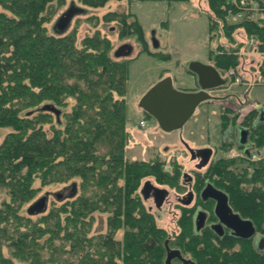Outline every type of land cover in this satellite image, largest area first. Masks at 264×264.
I'll return each mask as SVG.
<instances>
[{"label": "trees", "instance_id": "1", "mask_svg": "<svg viewBox=\"0 0 264 264\" xmlns=\"http://www.w3.org/2000/svg\"><path fill=\"white\" fill-rule=\"evenodd\" d=\"M65 1L0 0V128L12 130L0 145V189L10 197L0 205V264H14L4 255L5 247L28 264H164V231L153 220L134 216L140 206L130 195L147 176L159 181L177 177L163 171L161 161L126 158L128 63L115 60L109 39L98 33L78 46L74 34L49 32L48 24ZM109 1L83 3L97 8ZM207 4L213 16L210 30L219 26L231 40L243 30L260 40L264 52V20L231 25L226 0ZM130 27L144 36L137 21ZM218 49L223 54L211 59L221 74L239 67L241 59L234 54L239 49ZM260 73L264 77V65ZM45 105L60 111V121L42 110ZM256 115L254 110L244 126L251 127L250 143L261 159H221L210 178L264 234V124L254 128ZM222 116V131L237 125V116ZM36 181L71 182L81 191L33 220L21 212L36 196ZM99 213L108 214L107 230L91 236ZM123 223L127 230L120 239L117 230Z\"/></svg>", "mask_w": 264, "mask_h": 264}, {"label": "rangeland", "instance_id": "2", "mask_svg": "<svg viewBox=\"0 0 264 264\" xmlns=\"http://www.w3.org/2000/svg\"><path fill=\"white\" fill-rule=\"evenodd\" d=\"M71 7H74L77 13L66 34H74L78 46L84 39L98 33L109 39L112 57L117 61L128 63L125 98L129 138L125 156L129 162L161 161L165 172L168 167H177L175 164L177 163L188 172L194 167V162L188 155L189 150L202 147L215 149L216 154L213 157L215 162H212L215 164L221 159L230 160L243 156L242 150L236 146L230 149L228 146L221 148L222 134L225 132L222 131L221 134L224 119L222 115H228L225 116L227 120L237 116V124L243 126L254 110L264 107V80L261 79L258 83L252 78V75H257V80H260V67L264 65L262 57L247 56L245 66L249 72L241 73L242 85L230 84L229 87L209 91L208 103L199 106L192 118L179 130L170 133L162 131L156 119L140 106L142 98L166 78H171L173 87L177 91L189 93L197 90L198 77L189 73L188 67L195 61L214 65L215 62L211 58L215 57L217 46H223L228 52L232 49L242 51L240 39L245 35L241 30L234 32L232 40L223 37L219 26L210 30L212 13L209 11L207 0H111L97 8L85 5L83 0H66L48 24L49 32L55 34L53 25ZM134 21L142 26L144 36L138 29L135 31V27L131 30L130 24ZM125 44L133 47L132 55L128 58H116L115 51ZM156 53L165 54L167 57L161 58ZM249 82L254 85L250 87L247 85ZM73 105L74 102L71 101L66 110L70 112ZM256 112L255 120L259 114L258 110ZM252 121L250 118L248 122ZM141 122L145 123L144 126ZM45 127L50 129V125ZM11 131L10 128H0V145ZM260 159L259 155L253 154L250 162H257ZM145 179H151L157 184L168 183L171 189L177 184L176 181H154V177L151 176ZM78 181L80 180H76L79 185ZM72 185L71 182L42 185L40 181H36L35 188L38 189L36 196L24 206L21 213L37 220L41 214L30 216L27 212L28 208L46 194L49 195L47 211L60 207L63 202L58 201L55 194L69 195ZM79 188L77 191L80 192ZM9 200L7 191L0 189V205L3 201ZM170 208L166 205L162 212L157 214V226H170L167 217ZM108 219L106 213L97 214L92 223L91 236L105 233ZM169 232L174 231L170 228ZM9 250V247H5L4 255L11 257L14 264H28L13 257Z\"/></svg>", "mask_w": 264, "mask_h": 264}, {"label": "flooded vegetation", "instance_id": "3", "mask_svg": "<svg viewBox=\"0 0 264 264\" xmlns=\"http://www.w3.org/2000/svg\"><path fill=\"white\" fill-rule=\"evenodd\" d=\"M221 75L224 78V75ZM229 86L230 84L227 83L225 86L212 91ZM197 88V90L189 93L201 91L199 85ZM206 103L208 101L203 102L201 105ZM241 128L250 130L244 125L240 126L237 124L229 127L222 134L221 128L223 138L221 148L228 146L230 149L236 146L242 150L243 156L250 158L253 154L257 155L250 143V139L247 147L249 155L245 154L246 148L239 144ZM203 150L211 151V156L206 164H204L203 153L201 154ZM215 154V149L210 147L189 150L188 155L194 162L193 168H190L187 172L181 164L175 163L177 167L173 166L166 169L167 174H170L171 177H177V179L173 180L177 182L173 186L174 189H171L168 183L157 184L151 179L144 180L143 178L137 188L136 195H130V200L135 198V202L139 203L140 206V211H136L134 216L140 219L143 215L145 222L153 220L157 223V214L161 213L166 205L171 207L167 216L170 226H158L164 231L166 236L164 240V264H167L168 249L174 252L169 264H264V234L252 220L245 218L240 212L235 210L227 193L210 178V169L215 164L212 163L215 162L213 159ZM210 187L226 196L227 205L233 215H238L241 220L252 223V231L243 223L238 224V222L233 220L232 225L235 227L231 228L232 226L229 227L222 221L219 216L221 214L219 212L222 210L219 211L218 208L223 204L224 199H222L221 195L218 196L216 195L217 193L211 191L213 189L208 191ZM72 193L73 188L69 195H63L60 201L72 198L70 197ZM125 206L126 204H123V207ZM124 225L123 223V226L117 230L120 239L124 237L127 230ZM170 228L174 232H169ZM150 239L151 237L149 238L148 236L147 240ZM253 253L255 257H249Z\"/></svg>", "mask_w": 264, "mask_h": 264}, {"label": "water", "instance_id": "4", "mask_svg": "<svg viewBox=\"0 0 264 264\" xmlns=\"http://www.w3.org/2000/svg\"><path fill=\"white\" fill-rule=\"evenodd\" d=\"M81 12V10H78ZM77 13V10L74 7H71L65 14H63L53 25V29L55 30L56 35L65 34L73 20V17ZM157 46V44H156ZM133 53V47L131 45L125 44L115 51L116 58H128ZM188 70L197 75L198 77V85L201 88V91L196 93H185L177 91L173 87V82L171 78H166L155 85L141 100L140 106L141 108L148 113L150 116L156 119L162 131L166 133H170L176 130H179L185 126V124L192 118L197 108L203 103L210 99L209 91L220 88L227 84V80L224 79L221 73L213 66L203 64L201 62L195 61L190 63ZM45 112H50L56 115L58 121H60V111L57 110L53 105H45L42 108ZM259 116L257 121L254 124V128H257L259 125L264 124V107H259ZM251 133L250 130L241 128L240 129V137L239 144L246 148L245 154L249 155V149L247 148L249 145ZM204 164L208 161L211 156L210 150H203ZM73 193L70 197H74L77 193L76 184L72 185ZM214 193L216 195H221L223 200V204L218 208L219 216L222 221L226 223L229 227L234 228L232 225V221L238 222V224H244L246 227L252 231V223L250 221L241 220L238 215H233L231 213V209L227 205L226 196L216 191L214 188ZM165 193V192H164ZM55 198L60 201L63 198V195L58 193L55 194ZM49 202V195L46 194L44 197H41L37 201H35L29 208L28 214L30 216L40 215L47 211ZM168 260L167 264L170 263V258L173 257V253L168 249ZM177 253V252H175Z\"/></svg>", "mask_w": 264, "mask_h": 264}, {"label": "built area", "instance_id": "5", "mask_svg": "<svg viewBox=\"0 0 264 264\" xmlns=\"http://www.w3.org/2000/svg\"><path fill=\"white\" fill-rule=\"evenodd\" d=\"M226 4V21L231 25L251 24L264 20V0H226ZM242 31L243 30H241V32ZM240 44L242 45V51L235 52L234 54L239 56L242 64L238 68H231L227 70L225 74H223L224 78L227 80V83L231 85H242L243 81L241 79V73L249 72V69H247L245 66V59L247 56H257L264 58V52H261L259 49L260 40L257 37H249L245 35L244 38L240 39ZM215 53L217 55H222L223 51L218 49L217 46ZM252 78L258 83L261 81V79L264 80L263 76L260 77V80H257V75H252ZM247 85L251 87L254 84L249 82ZM144 124V122H141L142 126H144Z\"/></svg>", "mask_w": 264, "mask_h": 264}]
</instances>
